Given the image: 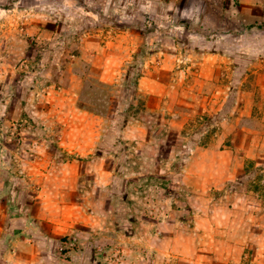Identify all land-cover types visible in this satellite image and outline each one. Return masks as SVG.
Masks as SVG:
<instances>
[{"label": "rangeland", "instance_id": "374dc122", "mask_svg": "<svg viewBox=\"0 0 264 264\" xmlns=\"http://www.w3.org/2000/svg\"><path fill=\"white\" fill-rule=\"evenodd\" d=\"M99 1L0 0V264H264V0Z\"/></svg>", "mask_w": 264, "mask_h": 264}, {"label": "trees", "instance_id": "16d2710c", "mask_svg": "<svg viewBox=\"0 0 264 264\" xmlns=\"http://www.w3.org/2000/svg\"><path fill=\"white\" fill-rule=\"evenodd\" d=\"M80 2H83V1H85V0H79ZM95 0H91V2H94ZM101 1H104V0H101ZM101 1H99V2H101ZM85 5V4H84ZM91 20H93V19H91ZM117 25H120V26H127L126 24H133L131 21H117V23H116ZM135 25H137V26H139V27H142V29H146V30H149V29H151V28H153V27H146V26H144V25H142L140 22H139V20H136L135 21ZM133 90H135V89H133ZM134 93V92H133Z\"/></svg>", "mask_w": 264, "mask_h": 264}]
</instances>
